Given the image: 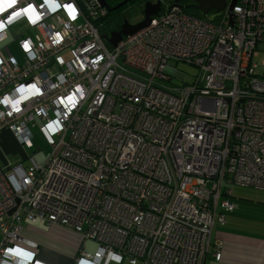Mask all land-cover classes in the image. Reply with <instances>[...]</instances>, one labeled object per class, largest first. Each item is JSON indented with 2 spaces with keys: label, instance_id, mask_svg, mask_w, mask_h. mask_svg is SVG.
<instances>
[{
  "label": "built area",
  "instance_id": "1",
  "mask_svg": "<svg viewBox=\"0 0 264 264\" xmlns=\"http://www.w3.org/2000/svg\"><path fill=\"white\" fill-rule=\"evenodd\" d=\"M107 14L0 0V140L31 148L35 128L50 148L0 167V264H48L24 223L77 233L71 264L219 262L231 187L264 192V0H236L232 25L171 8L115 47L95 25Z\"/></svg>",
  "mask_w": 264,
  "mask_h": 264
},
{
  "label": "rangeland",
  "instance_id": "2",
  "mask_svg": "<svg viewBox=\"0 0 264 264\" xmlns=\"http://www.w3.org/2000/svg\"><path fill=\"white\" fill-rule=\"evenodd\" d=\"M140 10H142L140 6L128 7L124 13L126 21L131 25H135L140 22L142 20V14ZM9 44L12 45L11 48L14 49V43ZM14 54L16 55L17 53L14 52ZM253 62L257 63L259 66L257 72L263 74L264 68H262L261 65L262 63H264V52L258 51V55L253 57ZM176 70H178V72L180 73L185 74V83L188 84L191 83L194 77H197L199 75V70L193 65L187 63L177 64ZM31 132L33 135L30 140L32 144L31 148L21 147L17 142L13 140L12 137H10V139L8 136H6L7 134L5 135V138H1L0 167H4L6 163L17 165L22 162L23 167L26 168L32 166L33 163L40 165L45 162L50 154V148H48L45 142L41 139L40 135L37 132V129L31 128ZM231 189V202L236 206V210L233 212L235 213L233 217H235L234 219H236L237 221L235 222V225L237 227L242 226L243 230L248 229L251 233H256L259 236H264V192L251 188H239L233 186L231 187ZM227 218L228 220H230L231 214H228ZM22 227L26 230L25 232H28L26 233L28 234V239H30L29 237H33L34 235H44L51 239L54 238L57 242L70 250L72 252V255L76 254L81 244V237L77 233L72 232L64 227L52 226L51 228L47 229L37 223L30 224L29 226L24 223ZM38 246L40 245L38 244ZM83 247L85 251L89 253H92L96 249L94 243L92 242H86ZM59 254L64 255L61 253ZM209 256L210 255L208 254L206 264H211V261L208 260Z\"/></svg>",
  "mask_w": 264,
  "mask_h": 264
},
{
  "label": "crops",
  "instance_id": "3",
  "mask_svg": "<svg viewBox=\"0 0 264 264\" xmlns=\"http://www.w3.org/2000/svg\"><path fill=\"white\" fill-rule=\"evenodd\" d=\"M6 134H2L1 138L6 136L10 138V135ZM230 214L231 219L228 220L227 215L224 226H214L210 239L211 251L219 250L221 259L216 262L209 256L208 260L211 261V264H264V236L251 233L248 229L243 230L242 226L237 227L235 225L237 221L233 217L235 213ZM26 233L28 232L24 233L25 237L28 235ZM29 238L42 247L39 246L38 257L45 263L71 264L75 258L70 250L54 238L51 239L44 235H34Z\"/></svg>",
  "mask_w": 264,
  "mask_h": 264
},
{
  "label": "water",
  "instance_id": "4",
  "mask_svg": "<svg viewBox=\"0 0 264 264\" xmlns=\"http://www.w3.org/2000/svg\"><path fill=\"white\" fill-rule=\"evenodd\" d=\"M132 0H124L119 5H117L113 9L120 8L124 5H127ZM178 1H174V6L178 7ZM193 4L192 6L200 12L203 16L208 15L210 12L214 13H222L223 11H227L229 15V25H232V9L235 6L236 0H229L230 3H228V0H190ZM100 5L107 9L108 12L111 11V9L108 8L107 4L104 2V0H98ZM160 14V2H156L155 4L151 2H146L144 4V10H143V17L140 22H138L135 25L129 24L126 20H124L123 24L121 25V29L118 32H113L110 34L109 37H104V39L107 41V43L111 47H115L124 37L132 36L143 29H145L149 23L151 17H156Z\"/></svg>",
  "mask_w": 264,
  "mask_h": 264
},
{
  "label": "trees",
  "instance_id": "5",
  "mask_svg": "<svg viewBox=\"0 0 264 264\" xmlns=\"http://www.w3.org/2000/svg\"><path fill=\"white\" fill-rule=\"evenodd\" d=\"M104 1L106 4H107V2L109 3V5L108 4L107 5H108V8L111 9V11L108 12V14L106 15V17L104 19H99L95 23V25H97V26L101 25L100 33H101L102 37H105V36L108 37V36H110L111 33L118 32L121 29V25L123 24L124 20H126L124 13L128 7L138 6V5L140 6L142 4L144 5L143 1L137 3V0H132L131 2L128 3L129 4L128 6L113 9L116 7L115 5H119L121 3L120 1H124V0H104ZM188 3H192V2L190 0H184L183 6H180L182 11H184L186 14H189V15H192L195 17H199V18H211L212 21H215V22L218 21L219 16L217 17L213 12H211L207 17H204L193 6H186V7L184 6V5H187ZM135 4H137V5H135ZM165 12H163V13H165Z\"/></svg>",
  "mask_w": 264,
  "mask_h": 264
},
{
  "label": "flooded vegetation",
  "instance_id": "6",
  "mask_svg": "<svg viewBox=\"0 0 264 264\" xmlns=\"http://www.w3.org/2000/svg\"><path fill=\"white\" fill-rule=\"evenodd\" d=\"M141 1H143V3L145 4L146 2H151V3H153V4H155L156 2H160V14L161 13H163V12H165V11H167V10H169V9H171V8H175V7H177V6H174V1L175 0H137V3H139V2H141ZM105 2V1H104ZM107 2V1H106ZM120 2H122V1H120ZM183 2H184V0H179L178 1V7L180 8V6H183ZM107 4L109 5V3L107 2ZM119 4V3H118ZM192 4L193 3H188L187 5H184L185 7L186 6H192ZM107 5V6H108ZM129 4H127V5H124V6H128ZM135 5H137V4H135ZM111 6V5H110ZM115 6H117V5H115ZM114 6V7H115ZM124 6H122V7H124ZM139 6V5H138ZM140 7H141V9L142 10H140V12H141V14H142V17H143V10H144V5L142 4V5H140ZM113 8V7H112ZM213 12V11H212ZM225 12H227L226 11V9H225V11H223L222 13H225ZM211 13V12H210ZM209 13V14H210ZM214 13V12H213ZM208 14V15H209ZM214 14H217V13H214ZM219 14H221V13H219ZM208 15H206V16H204V17H207Z\"/></svg>",
  "mask_w": 264,
  "mask_h": 264
},
{
  "label": "snow or ice",
  "instance_id": "7",
  "mask_svg": "<svg viewBox=\"0 0 264 264\" xmlns=\"http://www.w3.org/2000/svg\"><path fill=\"white\" fill-rule=\"evenodd\" d=\"M15 2H16V0H10V3H13L14 4Z\"/></svg>",
  "mask_w": 264,
  "mask_h": 264
},
{
  "label": "clouds",
  "instance_id": "8",
  "mask_svg": "<svg viewBox=\"0 0 264 264\" xmlns=\"http://www.w3.org/2000/svg\"><path fill=\"white\" fill-rule=\"evenodd\" d=\"M229 1V0H228ZM229 3V2H228Z\"/></svg>",
  "mask_w": 264,
  "mask_h": 264
}]
</instances>
